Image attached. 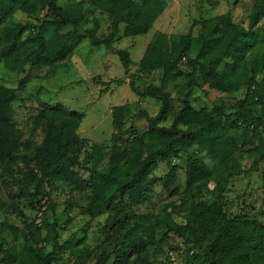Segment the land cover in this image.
<instances>
[{"label":"trees","instance_id":"1","mask_svg":"<svg viewBox=\"0 0 264 264\" xmlns=\"http://www.w3.org/2000/svg\"><path fill=\"white\" fill-rule=\"evenodd\" d=\"M168 6L167 0H78L65 6L60 0H0V62L15 72L26 67L58 69L87 38L95 46H111L123 23L125 37L149 33ZM91 8L111 16L109 35H98L100 20L87 18ZM18 11L29 21L20 20ZM263 21L264 0H255L248 27L227 12L212 22H200L198 35L157 32L139 63V75L162 71L161 83L139 93L160 102V112L149 116L147 129L139 132L126 125L130 105L115 106L116 132L103 143L80 136L83 115L50 106L37 117L44 125L43 141L21 153L22 133L14 121L13 104L30 73L18 89L0 83L1 166L19 183L28 179L34 191L24 185L22 195L45 208L44 220L34 223L12 202L26 219L24 227L0 222V264H56L67 248L78 253L79 260L94 257L95 264H171L181 250L187 253L185 264H264V199L263 218L232 212L224 200L231 181L246 173L260 172L264 188ZM119 53L130 74L129 52ZM181 77H186L188 91L167 125L173 112L169 86ZM116 82L122 85L125 79ZM196 87L223 93L246 88L247 94L236 100L233 111L224 98L212 109H199L192 102ZM242 155L253 159L250 165L237 158ZM184 159L186 189L180 194L173 185L177 162ZM161 160L169 172L153 177ZM158 181L179 198L158 214L138 213L136 208L150 200ZM56 182L88 192L85 212L91 218L107 214L102 241L98 239L94 249L87 246V238L61 242L65 226L51 194ZM206 193L214 195L212 202L201 198ZM72 208L71 204L65 209ZM20 237L24 245L19 248Z\"/></svg>","mask_w":264,"mask_h":264},{"label":"rangeland","instance_id":"2","mask_svg":"<svg viewBox=\"0 0 264 264\" xmlns=\"http://www.w3.org/2000/svg\"><path fill=\"white\" fill-rule=\"evenodd\" d=\"M75 1L78 0H60V5L65 6ZM167 1L168 8L149 33L136 37H125L124 32L127 25L123 23L111 46L107 44L95 46L87 38L75 50L73 56L58 69L47 66L30 71V68L26 67L22 72H15L0 62V83L8 87L18 89L21 81L30 73V77L26 81V88L19 91L18 98L13 104L14 121L22 133L21 153L32 150L43 141L44 125L37 121V117L41 110L50 106L83 115L79 134L92 143H103L114 137L116 131L113 127L112 112L115 106L121 104L130 105V113L126 115L127 127H135L139 132L146 130L149 116H156L160 112L161 103L154 98L143 97L139 92H143L151 84L160 85L162 71H156L149 76H141L139 75V63L149 43L155 39L157 32L169 35L189 33L198 35L202 27L200 22L207 20L212 22L215 17L227 12H232L236 23L248 27L255 2V0ZM16 15L23 22H28L30 19L23 11H18ZM87 18L88 20H100L99 36L104 37L111 33L112 18L107 12L91 8ZM88 26H92V24ZM120 50L128 51L130 54L132 59L130 74H127L126 67L123 65ZM134 75L135 79L132 77ZM119 79H125V84L117 83L116 81ZM104 82L111 83L105 85ZM132 82L135 83V88H133ZM186 82V77H181L169 86L173 97V112L165 123L167 125L173 123L174 116L182 107L183 98L188 91L184 87ZM205 89L203 91L202 88L196 87L193 92L192 102L199 109L202 107L212 109L220 98H224L229 103L230 110L233 111L236 100L239 97L244 99L247 94L246 88L232 93H223L208 87ZM143 112L147 115H142ZM80 154H82V158L86 157L85 151L81 150ZM237 158L242 161L244 166L250 165L253 160L244 155L242 158L240 156ZM206 160L211 162L208 158ZM177 165V181L173 188L177 187L181 194L186 189V159L177 162ZM263 168L264 161L261 163V170ZM168 172L167 162L161 160L159 169L153 177H164ZM27 183L28 179L19 183L0 163V222L8 220L24 227L23 220L26 218L19 215L13 203L18 204L24 210L30 221L41 223L44 220L45 208L36 204V200L23 196L21 193L24 185L32 192L34 191L33 185ZM51 194L57 206L61 224L65 226L64 231L60 232L62 234L61 242L87 238V246L94 249L98 243L96 241L98 239L102 241L101 226L104 224L107 214L96 219L91 218L85 212L89 198L88 192L73 189L62 182L55 183ZM202 197L209 202L214 200V195L211 193H206ZM178 198L179 195L171 196L170 191L166 190L158 181L155 183L150 200L144 205L138 206L136 210L140 214H158L168 203ZM263 199L264 188L260 172H251L235 177L224 196L230 211L257 216H261ZM71 204L73 208L67 212L65 208ZM253 207L256 208L255 212ZM180 220L177 219V221ZM1 233L2 227L0 226ZM17 244L19 248L24 245L23 237H20ZM58 256L59 260L56 264H95L94 257L79 260L78 253L73 254L69 248L60 252ZM166 256H163L162 260ZM186 258V251L181 250L174 253L171 264H185Z\"/></svg>","mask_w":264,"mask_h":264}]
</instances>
